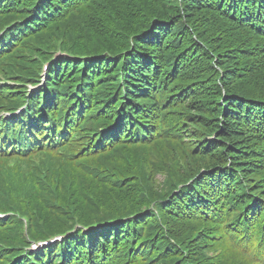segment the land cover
I'll list each match as a JSON object with an SVG mask.
<instances>
[{
	"label": "trees",
	"instance_id": "obj_1",
	"mask_svg": "<svg viewBox=\"0 0 264 264\" xmlns=\"http://www.w3.org/2000/svg\"><path fill=\"white\" fill-rule=\"evenodd\" d=\"M0 32V264H264V0H0Z\"/></svg>",
	"mask_w": 264,
	"mask_h": 264
},
{
	"label": "rangeland",
	"instance_id": "obj_2",
	"mask_svg": "<svg viewBox=\"0 0 264 264\" xmlns=\"http://www.w3.org/2000/svg\"><path fill=\"white\" fill-rule=\"evenodd\" d=\"M65 56H67V54L66 53H64V52H62V51H57L56 52V54H55V60H57V59H59V58H62V57H65ZM45 65H47V64H45ZM44 65V66H45ZM3 82H6V83H12V82H9V81H3ZM2 84H5V83H2ZM12 84H14V83H12ZM15 85V84H14ZM32 85H33V83H28V84H26V86H28V88H31L32 87ZM158 180H163V178L162 177H158ZM165 181V180H164ZM164 181H161L162 183L164 182ZM157 183V182H156Z\"/></svg>",
	"mask_w": 264,
	"mask_h": 264
},
{
	"label": "bare ground",
	"instance_id": "obj_3",
	"mask_svg": "<svg viewBox=\"0 0 264 264\" xmlns=\"http://www.w3.org/2000/svg\"><path fill=\"white\" fill-rule=\"evenodd\" d=\"M2 139V138H1Z\"/></svg>",
	"mask_w": 264,
	"mask_h": 264
}]
</instances>
